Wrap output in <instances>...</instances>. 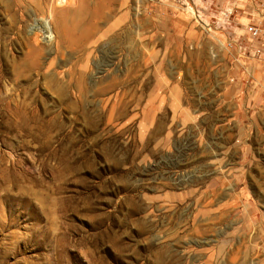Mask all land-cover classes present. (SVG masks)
<instances>
[{"label":"rangeland","instance_id":"1","mask_svg":"<svg viewBox=\"0 0 264 264\" xmlns=\"http://www.w3.org/2000/svg\"><path fill=\"white\" fill-rule=\"evenodd\" d=\"M207 8L0 0V264H264L259 39Z\"/></svg>","mask_w":264,"mask_h":264},{"label":"crops","instance_id":"2","mask_svg":"<svg viewBox=\"0 0 264 264\" xmlns=\"http://www.w3.org/2000/svg\"><path fill=\"white\" fill-rule=\"evenodd\" d=\"M204 1H206L207 5L209 6V8H207L206 10V14L213 17L230 16L241 19L246 18L248 26H255L264 31V0ZM233 25H237V22H235V24L230 22L229 25H226V28H230ZM247 35L245 34L243 40L240 39L242 43L240 44L239 48L243 49L245 47L242 46H247L248 44H250V40L248 38L246 39V37L249 36ZM240 40H237V44H239ZM254 47L255 48H253V50H251L250 52L246 51V54H248L250 57L242 58L241 60H239L240 65L236 66L238 82H242V85L244 81L249 82L251 86H248V89L252 90V92L256 91L258 81H260V70H264V37L259 38V41L254 44ZM243 88L244 85L242 86V89Z\"/></svg>","mask_w":264,"mask_h":264},{"label":"built area","instance_id":"3","mask_svg":"<svg viewBox=\"0 0 264 264\" xmlns=\"http://www.w3.org/2000/svg\"><path fill=\"white\" fill-rule=\"evenodd\" d=\"M51 1L57 6H64L67 3V0H51ZM247 32L252 40H257L261 37H264V31H262L261 29L255 26H249L247 28Z\"/></svg>","mask_w":264,"mask_h":264}]
</instances>
